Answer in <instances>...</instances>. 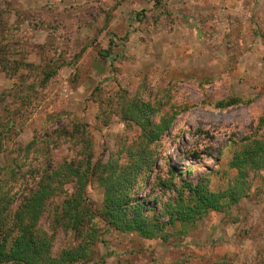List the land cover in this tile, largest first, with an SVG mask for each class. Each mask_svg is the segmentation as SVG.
I'll return each mask as SVG.
<instances>
[{
	"label": "rangeland",
	"instance_id": "1",
	"mask_svg": "<svg viewBox=\"0 0 264 264\" xmlns=\"http://www.w3.org/2000/svg\"><path fill=\"white\" fill-rule=\"evenodd\" d=\"M110 41L104 60L97 52ZM0 50L2 167L17 146L76 122L91 136L92 164L126 161L139 140L121 111L131 99L174 115L157 145L160 171L167 162L191 168L194 180L212 172L214 189L234 182L228 162L236 143L264 140V0H0ZM233 98L246 103L222 107ZM48 146L55 161L80 157L69 139ZM244 179L236 204L186 233L168 228L164 240L108 230L96 219L93 259L76 264H264V169ZM103 191L94 180L84 189L96 215ZM48 225L45 214L41 226ZM70 242L60 231L52 254Z\"/></svg>",
	"mask_w": 264,
	"mask_h": 264
},
{
	"label": "trees",
	"instance_id": "2",
	"mask_svg": "<svg viewBox=\"0 0 264 264\" xmlns=\"http://www.w3.org/2000/svg\"><path fill=\"white\" fill-rule=\"evenodd\" d=\"M112 47L110 41L108 49L99 50L97 55L109 59ZM244 103L233 98L221 105ZM121 111L123 118L139 129V140L126 149V161L110 159L92 164L91 136L76 122L71 130H52V138L51 132L47 133L45 141L35 138L17 146L14 159L0 166V264L91 262L98 237L96 219L108 230L146 240H164L167 229L177 225L180 233H186L209 212H223L236 204L244 196V178L264 169V140L254 135L235 144L228 170L237 171V175L234 182L227 181L223 187H211L212 172L194 180L191 168H180L176 163L165 162L162 172L157 145L169 132L174 115L165 117L151 103L137 99L129 100ZM154 115H158L156 121H152ZM261 121L264 123V117ZM66 139L75 143L80 157L55 161L48 145ZM43 152L47 156L40 159ZM91 180L104 190L99 215L84 195ZM55 198L60 199L57 204L53 203ZM45 214L49 217L48 231L41 226ZM60 231L71 242L54 255L52 247Z\"/></svg>",
	"mask_w": 264,
	"mask_h": 264
}]
</instances>
